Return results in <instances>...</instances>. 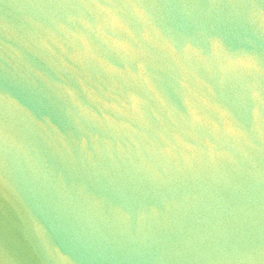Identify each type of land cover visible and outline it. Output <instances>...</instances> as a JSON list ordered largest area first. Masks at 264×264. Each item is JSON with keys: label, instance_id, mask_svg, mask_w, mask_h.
I'll return each mask as SVG.
<instances>
[{"label": "water", "instance_id": "water-1", "mask_svg": "<svg viewBox=\"0 0 264 264\" xmlns=\"http://www.w3.org/2000/svg\"><path fill=\"white\" fill-rule=\"evenodd\" d=\"M0 264H264V0H0Z\"/></svg>", "mask_w": 264, "mask_h": 264}]
</instances>
